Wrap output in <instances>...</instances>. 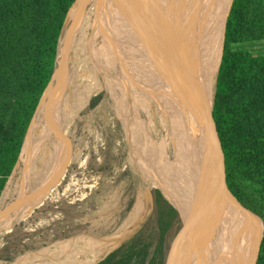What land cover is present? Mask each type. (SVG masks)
Returning a JSON list of instances; mask_svg holds the SVG:
<instances>
[{
	"label": "rangeland",
	"instance_id": "obj_1",
	"mask_svg": "<svg viewBox=\"0 0 264 264\" xmlns=\"http://www.w3.org/2000/svg\"><path fill=\"white\" fill-rule=\"evenodd\" d=\"M100 2L103 3L97 7L104 8V3L108 5L107 0ZM223 3L224 0H199L200 29L208 45L213 44L217 36V17ZM74 4L68 11L59 38L57 63ZM92 5L93 2L84 10L85 18L76 32L66 64V104L62 108L65 133L59 138L58 145L56 135L44 137L46 122L35 112L30 124L29 147L33 158L27 181L20 185L21 153L1 194L0 212L20 195L26 200L23 204L22 199L21 205L0 221V264H94L149 219L153 189H158L167 199L166 217H170L171 204L183 214V199L187 194L185 174L187 176L189 166L179 140H182L184 131L185 139L189 140L188 132L179 127L173 114L170 113L171 119H166L163 103L137 89L133 100L130 99L131 104L127 105L128 114L120 111L115 98L118 91L115 78L121 77L115 76L122 73L117 62L118 51L116 54L111 51L101 30L92 28L94 15L89 12ZM106 5V12L114 17L111 20L113 27L116 21L120 30L122 23L133 27V20L129 22L127 18L128 11L120 20L119 15H114L118 8L115 10L111 4ZM89 14L93 17L89 18ZM121 36L125 39L127 33ZM151 37L144 32L142 42L149 43ZM152 45L149 51L154 53L156 68L169 73L181 95L176 57L168 41ZM236 48L264 54V40L244 43ZM218 57L216 53L215 63H218ZM74 86L77 91L72 99ZM97 96L98 103L89 107ZM123 99L124 95L121 101L126 104ZM68 104H72L69 119L66 117L70 110ZM124 120L133 127L126 126ZM167 120L171 124L169 141L165 149L159 148L161 153L152 159L149 146L153 153V145L161 147L160 144L166 141ZM143 127L147 132L145 140L134 130L140 134ZM193 155L198 164L200 158L196 153ZM147 161L151 164L144 172ZM195 183L191 181L192 185ZM178 219V223L169 226L170 260L175 264H193L192 245L179 214Z\"/></svg>",
	"mask_w": 264,
	"mask_h": 264
},
{
	"label": "trees",
	"instance_id": "obj_2",
	"mask_svg": "<svg viewBox=\"0 0 264 264\" xmlns=\"http://www.w3.org/2000/svg\"><path fill=\"white\" fill-rule=\"evenodd\" d=\"M75 0H0V197L20 160L35 109L56 67L59 38ZM229 0H224L220 22ZM218 28V30H219ZM206 56V80L219 54ZM264 40V0H233L226 21L214 109L231 209L232 264H264V54L236 46ZM99 97L89 103L94 107ZM173 190V188H172ZM152 212L131 237L94 264H163L167 202L151 190ZM258 218H256V217ZM170 206L169 226L178 223Z\"/></svg>",
	"mask_w": 264,
	"mask_h": 264
},
{
	"label": "bare ground",
	"instance_id": "obj_3",
	"mask_svg": "<svg viewBox=\"0 0 264 264\" xmlns=\"http://www.w3.org/2000/svg\"><path fill=\"white\" fill-rule=\"evenodd\" d=\"M100 1L102 0H77V2L74 4L73 8L70 11V21L67 26L61 56L57 63V69L53 73V76L44 93L42 94V97L36 109V114L42 116L46 122V130L43 134L44 137L47 134H53V136L56 135L55 139L58 145L59 138H61L65 133V126L62 118V108L66 104L64 95L66 64L69 53L74 44L76 32L79 30V27L83 24V20L85 18L84 10L87 5L93 2V5L89 10L90 14L93 13L94 15V22L92 28L101 30L111 51H113L115 54L116 50L118 51L116 54L117 62L119 72L122 73H119V75L115 76L121 77L118 78V80L117 78H115V83L117 84L118 91L116 97H114L117 100V104H119L120 106V111L124 110V113L128 114V106L129 104H131L130 99L133 100L134 92L137 89L140 90L143 94L150 95L153 99H156L158 103H163L162 109L164 111L166 119H171V114H173L179 127L183 129V131L187 130L186 132H188L189 140L185 139V131L183 132V135H181L182 140L178 139L180 146H182L183 148L184 154H186L187 164L189 166L187 176L185 174V186L187 185V194H185L183 199V214H181V212L175 205H171L179 214L185 233L192 245L193 264H232V218L230 207H234L236 210L238 209L246 212L248 211L239 206L234 198H227L225 201V207L227 212L226 220L223 224H221V226H219L217 225L218 219L213 218L215 211L213 209L210 210L209 208L211 200L214 197L215 190H213L211 186V176L208 170L207 160L205 159L203 153H201L203 144L201 142V125H199V98L196 90V79H194L193 77L194 72L192 70L194 65L193 63L191 64L187 60H184V58L182 57V55H184L183 51L179 50V48L175 45L169 44L171 52L176 57V67L179 72V85L182 90V94L180 95L179 92H177V89L175 88L174 84L172 83L169 73L163 69H158L159 67L156 68L154 63V53L149 51V48L153 47V43H156V45H161L165 43V41L169 40V35L171 37H174V34L178 35L177 33H179L183 39L190 42L191 53H193V56L201 65L204 76L206 78V56L212 42L208 45L207 38L204 36L200 29L201 22L199 16V0H146L148 5H150L151 7L154 4V6L160 8L159 11L161 13L168 14L170 11H172L174 15V19L169 23L171 26V30H168L166 28L167 25L163 27L164 33L167 35L158 34V36H155L153 34L149 43H147L146 41L142 42V38L145 32V30L143 31L142 28H134V26L130 28L126 27L122 23L120 30L119 27H117V21L113 27L111 25V20L114 19V17L112 18L111 14L106 12V3H104L105 9L97 7L98 4L103 3ZM121 1L123 0H118L116 1V3H114L110 0H107L108 5L111 4L112 7L114 6L115 10L118 8L114 15H119L120 20L123 16H125L124 14L127 11L124 10L123 13L120 12V10L124 8L123 3ZM141 4L142 2L137 0L136 6ZM144 10L145 5L143 2V9H141V14L143 16H148L149 13L147 14V12ZM90 14L88 15V17L90 16ZM126 14L131 15L129 12H127ZM221 25L222 20L220 22V28L218 30L219 52L221 46ZM123 33L124 35L125 33H127V37L125 39L121 36L123 35ZM193 56L188 53V56L186 57L189 60H193ZM100 62L101 60L99 59V63ZM124 80L126 81L124 82ZM76 91L77 86H74V88L72 89V99L74 98ZM121 94V97H123L124 95L123 100L126 101V104L123 103L124 101H121V97L119 96ZM181 96H183V99H181ZM68 105L70 110H68L66 117L69 119L72 115V104ZM124 121L126 123V126L133 127L132 124L127 125L128 122L126 120ZM167 122L168 134L166 133V141L162 143L163 146L162 144H160L161 147L156 148V146L153 145V153L151 146H149L150 152L152 154V159L161 153L159 148L165 149V147L167 146V142L169 141L171 135V124L168 120ZM137 123L139 124V126H141L139 122ZM31 127L32 126H30L27 131L22 149V168L20 175L21 186L27 181L33 158L29 147V135L31 133ZM134 130L139 138H142L144 140L146 139L145 137L147 135V132L145 128L142 129L143 135L141 136L143 137L139 136L142 132L139 134L137 129ZM146 144H148V142ZM193 153H196V156L200 158L198 164ZM150 164L151 162L148 161L144 163V172L147 171ZM191 181H196V183L192 185ZM176 187L179 192L178 183H176ZM22 199L24 204L26 198H23L22 195H20L19 199H17L13 204L1 211L0 221L6 219L11 212L15 211V209L19 205H21L20 203ZM207 210H210L211 212L208 214ZM205 211L207 214L204 218ZM197 213L199 214L197 215ZM207 220L209 223L208 226L210 225L212 227V231L213 229L218 228L219 226V229L216 234L217 239L216 241H214V243L213 241H210L208 239L207 233L205 231L201 232L198 235L196 234L198 233V231L203 229L205 224V227L207 229ZM259 241L260 238L257 243V249ZM255 258L253 264H255Z\"/></svg>",
	"mask_w": 264,
	"mask_h": 264
},
{
	"label": "water",
	"instance_id": "obj_4",
	"mask_svg": "<svg viewBox=\"0 0 264 264\" xmlns=\"http://www.w3.org/2000/svg\"><path fill=\"white\" fill-rule=\"evenodd\" d=\"M110 1L116 3V1H118V0H110ZM139 1H141L142 4L138 5V6H136L135 0H123V1H121L123 3L124 8H122L120 10V12L123 13L124 10L125 11L127 10L131 14V16L130 15L128 16V19H129L128 21L130 22L133 19V22H131V24L134 26V28H136V27H139L140 29L142 28V30L143 31L145 30V33L149 34L150 36H152L153 34L155 36H158V34L159 35L165 34L164 29H163V27L165 25H167L166 28L168 30H171V26L169 23L174 19L173 18L174 15H173L172 11H170L168 14H166V13L164 14V13H161L159 11L160 8H158L157 6H154V4L151 7L150 5H148L146 0H139ZM76 2H77V0H75L74 3H76ZM143 2L145 5L144 11H146L147 14L149 13L148 16L145 14H144L145 16H143L141 14V9H143ZM232 2H233V0H229V2L227 4V9L223 14L222 25H221V46H220V52H219V57H218V63H217V66L213 72L212 78L209 81L206 80L201 65L197 62L196 58L193 56V53H191L190 42L183 39L179 33H177L179 36L174 34V37H171L169 35V40H168L169 44L175 45L176 47L179 48V50L184 52V55H182L184 60H187L188 62H190L191 64L193 63V65H194L192 70L194 72L193 77H194V79H196V86H197L196 90H197V94H198V98H199V122H200L199 125H201V139H202L201 142L203 144L201 153H203L205 159L207 160L208 170H209L210 176H211V186H212L213 190H215L214 197L211 200V204H210L209 208H210V210L213 209L215 211L213 218L218 219L217 225H219V226H221V224H223L226 220V213H227L226 207H225L226 199L229 197L234 198L233 195L231 194V192L229 191L227 185H226L224 155H223V151L221 148L219 121H218V118H217V115H216V112L214 109L216 79H217L218 69H219V65H220L221 57H222L226 21H227V17H228ZM170 18H171V20H170ZM165 35H167V34H165ZM188 53L193 56L194 61L192 59L189 60L186 57V56H188ZM53 73H52V76H53ZM52 76H51V78H52ZM51 78H50V80H51ZM49 82H48V84H49ZM48 84H47V86H48ZM47 86H46V88H47ZM45 89H44V91H45ZM44 91H43V93H44ZM41 97H42V95H41ZM38 104H39V102H38ZM38 104H37V107H38ZM37 107H36V109H37ZM36 109H35V112H36ZM166 201H167V199H166ZM243 209H245V208H243ZM210 210L209 211L207 210L208 214L211 212ZM198 214L199 213H197V215ZM206 214L207 213L205 211L204 218L206 217ZM168 218L169 217H166L165 255H164V263L163 264H175V262L172 263L170 260V256L172 255V252H171L172 250L170 249V246H169L170 242H169V223H168L169 219ZM194 218H196V217H194ZM208 224L209 223L207 220V226H208ZM205 226H206V224H205ZM205 226L203 227L202 230L198 231V233H196V234L198 235L201 232L205 231L207 233L208 239L210 241H213V243H214V241H216V239H217L216 234H217V231L219 229V226H218V228L213 229V231L211 230L212 227L210 225L207 227V229ZM261 234H262V232H261ZM260 239H261V237H260ZM259 243H260V241H259ZM257 252H258V249H257ZM256 257H257V253H256ZM175 261H177V260H175ZM255 261H256V258H255Z\"/></svg>",
	"mask_w": 264,
	"mask_h": 264
}]
</instances>
